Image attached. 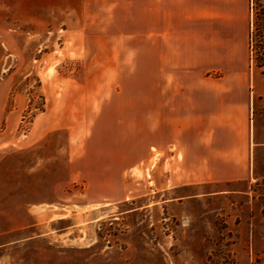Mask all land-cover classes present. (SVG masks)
<instances>
[{
	"label": "rangeland",
	"instance_id": "374dc122",
	"mask_svg": "<svg viewBox=\"0 0 264 264\" xmlns=\"http://www.w3.org/2000/svg\"><path fill=\"white\" fill-rule=\"evenodd\" d=\"M81 18L82 0H0V264H264V178L158 190L142 174L140 120L87 123L85 177L71 176L66 130L29 144L47 78L77 71L61 46ZM252 21L253 71L264 78V0H254ZM254 113L264 127V94ZM126 134L135 159L127 184L102 185L98 167L120 163L113 136L124 146Z\"/></svg>",
	"mask_w": 264,
	"mask_h": 264
},
{
	"label": "crops",
	"instance_id": "0c3cea01",
	"mask_svg": "<svg viewBox=\"0 0 264 264\" xmlns=\"http://www.w3.org/2000/svg\"><path fill=\"white\" fill-rule=\"evenodd\" d=\"M253 2L82 0L81 22L67 29L71 36L61 46L79 66L75 75L47 78L46 109L29 144L66 130L71 176L79 169L85 177L93 140L87 123L140 120L142 174L158 190L261 181L264 127L254 105L264 78L251 59ZM130 72L139 79L119 83ZM120 138L113 136L120 163L98 167L106 172L102 185L124 187L134 169L132 136H124V146ZM117 192L114 199L128 198Z\"/></svg>",
	"mask_w": 264,
	"mask_h": 264
},
{
	"label": "trees",
	"instance_id": "16d2710c",
	"mask_svg": "<svg viewBox=\"0 0 264 264\" xmlns=\"http://www.w3.org/2000/svg\"><path fill=\"white\" fill-rule=\"evenodd\" d=\"M262 55H264V54H262Z\"/></svg>",
	"mask_w": 264,
	"mask_h": 264
}]
</instances>
